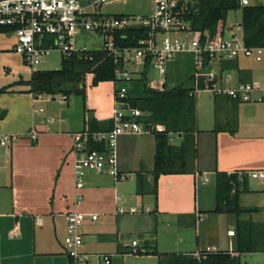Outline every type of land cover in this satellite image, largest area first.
Wrapping results in <instances>:
<instances>
[{
  "label": "crops",
  "instance_id": "crops-1",
  "mask_svg": "<svg viewBox=\"0 0 264 264\" xmlns=\"http://www.w3.org/2000/svg\"><path fill=\"white\" fill-rule=\"evenodd\" d=\"M238 65L246 72L250 83L264 84V66L260 65L261 69L245 67L240 60ZM229 72L233 86L242 83L236 71ZM88 76L93 81V76ZM85 91L88 116L101 123L111 120L115 84L90 85ZM37 102L33 103L34 116L41 114L35 113V109L42 108ZM73 111L68 105L62 111L65 117L59 121L51 119L48 125L42 123L34 127L28 135L30 140L13 142L7 160L0 162V264H106L104 257H109L110 264H159L154 251L199 255L216 248L218 252L234 253L238 219L264 224V180L256 184L248 180L247 192L240 194L239 204L255 212L239 218L213 213L216 204L211 207L210 196L202 208L198 194L199 185L204 195L210 193L209 184L214 182L216 171L228 174L264 172V103L243 104L221 97L218 108L214 102L211 126L201 128L198 116V172L196 175L162 176L158 182L157 201L150 195H137V179L134 191H130L121 184L124 181L115 182L108 175L93 172L87 173L84 188L76 191L71 151L73 135L84 131V106L81 117L75 118L78 120L73 118ZM217 118L225 129L229 128L230 121L237 120L238 131L234 135L227 131L213 133ZM4 128L9 133H18L19 129L8 120L4 121ZM136 137H121L118 145L120 171L130 179L132 174L144 169L149 173L154 169V161L150 169L140 158L134 159L138 152L130 140ZM182 139V135H175L172 144L179 145ZM149 182L152 183V176ZM193 189L194 202L191 199ZM136 204L143 209L147 205L150 215L140 217L139 213H130ZM121 208L126 212L120 213ZM71 212L87 215L79 229L83 244L78 252L87 257L83 262H76L69 255L66 216ZM93 215L98 216L96 221L91 219ZM161 224L166 228L194 229L196 240L186 247L162 246L161 228H158ZM204 225L206 235L213 238L210 242L200 241ZM224 227H227L226 235ZM134 241L138 242L136 248L132 247ZM133 250L142 254L135 255ZM246 255L263 256L264 253ZM246 255L241 256V261Z\"/></svg>",
  "mask_w": 264,
  "mask_h": 264
},
{
  "label": "built area",
  "instance_id": "built-area-1",
  "mask_svg": "<svg viewBox=\"0 0 264 264\" xmlns=\"http://www.w3.org/2000/svg\"><path fill=\"white\" fill-rule=\"evenodd\" d=\"M113 1L116 0H0V34L16 38L13 50L33 72L39 71L38 67L43 59L52 52H58L62 57H72L91 51L92 49L85 46L78 47V36L87 33L101 37L103 39L101 49L116 57L118 85L111 118L114 121V128L105 133L83 131L73 135L71 153L74 157L76 191L84 188L89 172L108 175L115 182L130 179L127 174L120 171L118 145L121 137L151 133L140 122L144 113L126 101L129 84L140 78L146 67L149 74L156 72L159 77L158 80L149 77V88L164 91L168 85L167 78L172 62L178 56L190 55L194 63V89L190 93L191 97L208 91L214 96L228 97L243 104L264 103V84L238 83L228 87L233 78L222 66L224 61L239 60L241 57L264 66V46H247L243 36L238 37L228 27L226 30L230 36L228 39L226 33L220 39L212 38L207 31H194L189 22L179 17L181 0H152V13L144 16L103 15L101 8ZM187 3L188 1H184L183 12L188 10ZM240 4L249 6L251 3L250 0H241ZM129 29L142 30L138 46L117 47L116 34L125 40L128 38L125 32ZM54 97L39 96L37 99ZM63 99L67 98L63 96ZM42 112V108L35 109V113ZM14 140L15 136L6 133L0 127V155L10 150ZM91 140L104 142L106 150L89 151L87 147ZM247 175L249 179L264 180V172H249ZM119 212L126 211L121 208ZM144 212V209L130 210L132 214ZM86 218L87 215L79 212H71L66 216L69 255L76 262L87 259L78 252L83 244L79 229ZM97 218V215L91 216L93 221ZM137 246L138 242H132L133 248ZM205 252L218 251L214 248ZM136 253L137 250H133V254ZM104 261L110 264L109 257H104Z\"/></svg>",
  "mask_w": 264,
  "mask_h": 264
},
{
  "label": "trees",
  "instance_id": "trees-1",
  "mask_svg": "<svg viewBox=\"0 0 264 264\" xmlns=\"http://www.w3.org/2000/svg\"><path fill=\"white\" fill-rule=\"evenodd\" d=\"M184 1L180 2L179 17L189 22L194 31H207L212 38L221 39L227 30L229 14L240 11L242 14L240 27L244 43L249 47L264 46V4L242 6L241 0H194L187 3L188 10L183 12ZM125 33L128 35L125 40L116 34V46L119 48L138 46L142 30L129 29ZM222 66L223 70L236 71L242 83H250V80L246 78V72L240 70L238 60L224 61ZM117 68L116 57L104 49L91 50L72 57H62L59 70L33 72L30 81L27 82L30 87L28 93L36 98L59 94L66 98L71 94L80 95L83 99L85 115L84 132H109L114 128L112 119L101 123L88 116L85 81L88 75H92V86L113 82L116 84L115 95H117ZM193 73L184 82L171 87L167 85L164 91H158L149 88V71L146 67L140 78L129 84L126 101L130 106L144 113L140 122L145 129L151 131L150 134L155 139L154 169L149 173L142 170L137 174L136 193L138 196L150 195L157 201L158 182L162 176L196 175L198 172L200 131L198 129L197 97L190 96L194 89ZM221 97L224 96H214L217 108ZM4 116L5 113L0 111V117L4 118ZM224 131L234 135L238 131L237 120L230 121L229 128L225 129L217 118L213 133L218 134ZM175 135L183 137L179 145L172 144V137ZM87 148L89 151H105L106 144L91 140ZM247 174V172L234 174L215 172L216 208L213 213L231 214L239 218L242 214L255 212L253 209L242 208L239 204L240 194L247 192L249 180ZM149 176H152V183L149 182ZM256 253H264V224L238 219L237 245L234 253L202 252L196 256L194 254H160L154 251L153 255L159 257V264H242V255ZM140 254L142 253L138 250L135 255Z\"/></svg>",
  "mask_w": 264,
  "mask_h": 264
},
{
  "label": "rangeland",
  "instance_id": "rangeland-1",
  "mask_svg": "<svg viewBox=\"0 0 264 264\" xmlns=\"http://www.w3.org/2000/svg\"><path fill=\"white\" fill-rule=\"evenodd\" d=\"M188 2H193L194 0H185ZM251 5L264 4V0H250ZM153 2L152 0H116L105 4L101 8V13L103 15H135L144 16L152 13ZM242 23V14L240 11L231 12L227 19V27L231 31L235 32L238 37L242 36V29L240 25ZM229 33H226V38L228 39ZM16 44V38L14 36H6L0 34V111L5 113V117H0V127L8 134L16 137L14 144L22 139H29L31 133L38 125L44 123L48 125V120L55 119L59 121L60 118L65 117L62 113L63 109H67L68 105L74 109L73 118L81 117L83 99L82 96L77 94H71L68 96L67 100L63 99V95L59 94L54 98H44L37 99L32 94L27 93L30 87L27 82L30 81L33 71L31 68L27 67L22 59V57L17 54L13 49ZM86 47L92 50H98L103 47V39L95 34L87 33L78 36V47ZM240 62L245 67H253L255 69H261L260 64L254 61L241 57ZM62 55L58 52H52L50 55L43 59L42 64L38 67L39 71H54L61 68ZM194 71L193 58L190 55L178 56L175 61L169 67V77L168 86H176L184 82L190 74ZM150 79L158 80V74L152 72L149 74ZM92 85V77L88 76L85 81V87ZM228 87H233V84H229ZM38 101L37 105L44 109L43 113L40 115H35L33 113L34 102ZM214 112V95L208 91L202 92L197 96V116L200 117L201 128L205 126H211L212 118ZM75 119V120H78ZM8 120L13 125L19 127L18 133H9L4 128V121ZM131 144L136 146V152L138 154L134 155V159L140 158L143 160L148 168H152L154 161V136H137L136 138L130 140ZM8 158V151H4L0 155V162H5ZM145 170V169H144ZM136 175L132 174L131 179L122 182L126 190H133L136 187ZM251 184H256L259 180L250 179ZM209 194L206 196L203 194L202 186L198 189L199 198H201V206L204 207L207 203V199L210 196L211 207L216 204L215 199V188L214 182L209 184ZM134 193V192H133ZM194 189L191 193V199L194 202ZM151 203V202H150ZM151 206V204H149ZM132 208L142 210L140 205H134ZM144 213H139L140 217H146L150 214L147 213V205H145ZM144 215V216H143ZM153 215V214H152ZM208 223V222H207ZM160 224V223H159ZM211 225V224H209ZM207 226V224H206ZM160 243L162 246L173 244L176 247L187 246L191 241L196 240L195 230L190 231L182 229L180 226L177 228H166L164 225H160ZM226 228L224 227L223 232L226 235ZM205 225L202 226V234L200 241L210 242L209 235H206ZM196 249V247H195ZM195 251V250H194ZM242 264H264V255L262 256H251L246 255L242 258Z\"/></svg>",
  "mask_w": 264,
  "mask_h": 264
}]
</instances>
